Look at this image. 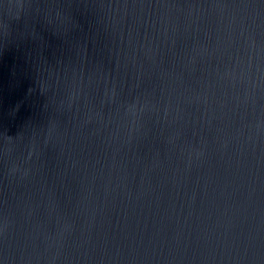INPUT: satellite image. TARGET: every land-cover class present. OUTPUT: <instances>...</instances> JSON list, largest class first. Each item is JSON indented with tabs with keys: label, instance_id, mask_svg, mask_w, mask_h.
I'll return each instance as SVG.
<instances>
[{
	"label": "water",
	"instance_id": "water-1",
	"mask_svg": "<svg viewBox=\"0 0 264 264\" xmlns=\"http://www.w3.org/2000/svg\"><path fill=\"white\" fill-rule=\"evenodd\" d=\"M0 264H264V0H0Z\"/></svg>",
	"mask_w": 264,
	"mask_h": 264
}]
</instances>
